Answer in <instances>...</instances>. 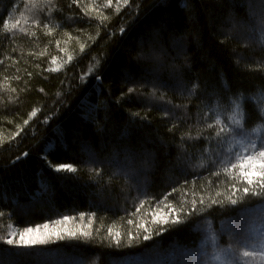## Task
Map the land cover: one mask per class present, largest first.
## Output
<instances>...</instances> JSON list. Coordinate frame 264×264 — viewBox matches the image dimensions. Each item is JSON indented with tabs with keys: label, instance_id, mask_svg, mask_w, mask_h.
<instances>
[{
	"label": "trees",
	"instance_id": "16d2710c",
	"mask_svg": "<svg viewBox=\"0 0 264 264\" xmlns=\"http://www.w3.org/2000/svg\"><path fill=\"white\" fill-rule=\"evenodd\" d=\"M69 2L51 0L53 7L46 9L44 0H0L3 216L12 214L15 201H30L33 195L42 207L26 216L14 215L13 219L22 225L83 212L91 217L90 238L82 237L73 246L86 258L105 264L110 257L138 255L156 246H196L201 240L197 227L203 220L210 219L219 228L226 218L264 204V200L253 197L230 205L227 185L231 176L224 171V164L242 152L250 140L259 143L264 137V120L251 118L252 113L264 115V45L232 36L226 39L221 34L230 27L225 22L230 15L239 19L248 16L246 3L128 0L117 12V0L107 7L103 6L106 0H82L89 15L97 18L89 25L80 19L82 8L63 7ZM234 3L238 6L233 7ZM97 5L102 7L97 9ZM101 16L102 24L98 19ZM11 31L15 35L5 39ZM154 34L171 57L164 65H181L179 73L161 70L159 77L175 85L179 76L185 90L162 88L153 96L148 85L140 89L143 96L139 99L121 98L122 91L136 87L123 82L125 74L137 79L147 74L149 67L143 69V62L137 63L136 56L147 52ZM179 36L186 38V64L183 56L172 57L175 52L171 43ZM105 60V87L101 88V81L95 80L93 73ZM17 76L19 80L14 79ZM81 76L83 80L78 79ZM193 87L194 94L188 96L187 90ZM161 95L163 100L158 99ZM13 96L19 97L15 111L11 107ZM172 105L186 108L165 116L163 109ZM34 109H38L37 115L29 118ZM137 112L139 117L134 115ZM130 119L135 121L133 125H129ZM23 120L28 124L23 125ZM17 125L23 131L13 137ZM82 144L107 160L114 156L122 160L124 148L137 153L140 162L136 178L120 174L115 164L91 171L96 166L84 163L87 153ZM23 152L29 156L16 161ZM44 157L52 163H73L77 173H55ZM217 192L222 194L223 204L211 203L221 198ZM153 214H166L170 220L178 216L180 223L159 236L153 235L151 240L141 238L133 246L115 247L116 233L126 242L128 231L135 235L138 225L151 226ZM222 239L225 242L224 236ZM24 261L18 260L20 264H26Z\"/></svg>",
	"mask_w": 264,
	"mask_h": 264
},
{
	"label": "snow or ice",
	"instance_id": "6c2138e0",
	"mask_svg": "<svg viewBox=\"0 0 264 264\" xmlns=\"http://www.w3.org/2000/svg\"><path fill=\"white\" fill-rule=\"evenodd\" d=\"M244 3H246L247 9H248V16L239 19L235 15H230L228 19V23L230 27H228L225 31H223L221 34L225 36L227 39L228 37H236L240 39H246L249 42H258L261 45H264V0H243ZM113 3V0H106V4L103 5L105 7L111 6ZM128 4V0H117L116 3V11H120V5ZM77 6L82 8L83 15L80 16V19H83L87 22V24L92 25L97 18L92 17L89 15V9L87 5H84L82 3V0H70V2L67 5H64V8L72 9L73 6ZM237 4H233V7H237ZM44 7L46 9L53 7L51 4V0H44ZM97 9L102 7L101 5L96 6ZM56 11L60 12L62 11L61 8H57ZM99 21L103 22L104 17H98ZM75 22V21H73ZM19 21H16V24H18ZM5 28L8 27V22H4ZM15 28V24L12 26ZM20 31H24L23 29H20ZM105 31L107 32V26H105ZM121 33H124V28L120 29ZM15 35L14 31H11L6 34L5 39H8L10 37H13ZM151 43L153 47L150 49V55L147 58H150L153 63L156 65V68L152 70H148L146 75L140 76L138 79L133 77L131 74H125L123 76V82L125 83H131L133 85H136V87H128L127 92H121V98L124 97H130L135 96L137 99L141 98L143 96V93L140 91L141 88L146 87L148 85H151L153 92L152 95L155 96L156 92H158L162 88H179L182 92L185 90V85L182 79L177 77V82L175 85L171 84L169 81L162 80L159 75V69L161 67H164V62L162 57L165 55L164 50L162 48H158L157 45H159V40L153 36ZM173 48L177 52V56L174 59H180L181 56H183V62L187 63V55L185 53L186 49V38L183 36L174 37L173 38ZM81 50H83V45H81ZM68 60H71L72 57L69 56L67 58ZM100 59H104L103 56L100 57ZM97 64H100V60L96 61ZM53 64L56 63L55 58H53L52 61ZM107 65V60L104 61V64L100 66V68L93 73V78L97 81H101L100 87L104 88L105 86L102 83V76L104 72V68ZM171 69L179 73L181 70V65L173 63L170 65ZM49 71H56V69H49ZM91 71V69H89ZM27 75L29 77L32 76L31 72H28ZM83 76L78 77V79L83 80ZM14 79L19 80V77H14ZM63 83V81L61 82ZM27 86L25 85V88ZM12 93L16 92V89L11 90ZM40 92H44L43 88L39 89ZM195 87L192 89L187 90V95L192 96L194 94ZM158 99L163 100V95L159 96ZM167 104H170L171 102H166ZM19 105V97L13 96L11 100V107L12 110H17ZM5 107H9V105L6 103ZM186 108V106L181 105H172L171 108L165 107L163 109V114L165 116H172L174 111L177 109ZM38 109H34L29 114V118L35 117L37 115ZM136 117H139V113L134 114ZM252 119H260L264 120V115L257 116L255 113L251 114ZM46 119V118H45ZM141 119H147V117H143ZM135 121L129 120V125H133ZM28 120H23V125H27ZM173 127H176L175 124H173ZM23 131L22 126L17 125V130L15 133L12 134L13 137L20 136L21 132ZM171 131V129H170ZM242 133L244 132V129L240 130ZM229 134H231L232 129L228 130ZM82 149L85 153H87V160L84 161V163L95 165V168L90 169L91 171H99L100 166L104 165H117L118 172L120 174L125 175L126 177H131L133 179L137 176V164L140 162V157L137 153L132 152L131 150L124 148L122 149L123 152V159L120 160L117 157H113L111 160H107L102 158L93 148H91L87 144H82ZM29 156L28 152H23L21 155L16 156V161H21L24 158H27ZM45 162L48 165V168L51 169L55 173H61V174H72L73 176L77 173V167L73 163H67V162H61V163H52V161L48 160L47 157H44ZM15 163V161H13ZM144 164H147V161H143ZM231 170H235L238 175H233ZM224 171L228 173L229 176H231V180L229 181L227 185V201L230 205H238L241 203H244L248 200H250L253 197L260 198L261 200H264V137L259 138V143H257L255 140H250L248 145L244 148V150L240 153H237L234 157V159L230 160L227 164H224ZM78 178V177H76ZM237 184H240V187H237ZM172 191H176L175 188L172 189ZM217 197H221L220 199H213L211 201L212 204H223V197L220 192H217ZM140 203H143V201H140ZM203 203V201H201ZM192 209H195V201L192 204ZM4 213L0 212V216H3ZM81 217L85 215V213L81 212L79 213ZM73 219L71 215H64L60 220H56L55 223L57 225H62L63 223ZM129 224L132 223L131 220L128 221ZM180 223L179 217H174L171 220L168 218V216L165 215H156L153 214V220L151 222L150 227H145L144 224L138 225L136 229V234L134 235L132 231H128L126 233L128 239L127 241H123L122 237L119 233H116L114 236V244L116 248H120L122 244H126V246H133L136 240H139L142 238L143 241L151 240L153 235H161L165 231H169L175 226H177ZM140 229H143V232H140ZM64 232L66 233L67 237L69 238H77L79 239L80 236H78V233L76 231H73L71 229H65ZM109 232L111 230L109 229ZM82 236L85 240H89L90 233L83 232ZM63 240L65 239V235L61 233L58 230H51L49 231V224L45 223L43 225V229L39 225H37L35 228L32 227H24L23 231L15 232L10 231L7 237L0 236V240H3V242L6 245L14 246L16 248H27L32 247L36 245H44L49 243L51 240ZM9 250L4 249V254L7 256ZM234 252L229 249L225 250V255H233ZM203 255V253H201ZM243 255L245 257H256L259 256L261 261L264 262V250H261L259 252L252 251L249 252L245 250L243 252ZM191 257V258H189ZM218 259L219 256H216ZM0 264H9V261L4 260L0 261ZM174 264H199L198 257L195 256V253L191 252H182L179 254L178 258L175 260Z\"/></svg>",
	"mask_w": 264,
	"mask_h": 264
},
{
	"label": "rangeland",
	"instance_id": "374dc122",
	"mask_svg": "<svg viewBox=\"0 0 264 264\" xmlns=\"http://www.w3.org/2000/svg\"><path fill=\"white\" fill-rule=\"evenodd\" d=\"M228 24V20L225 21ZM155 36V34H154ZM145 54H138L136 56L137 63L143 62L140 66L146 70L156 68V65L150 58V49ZM158 48L162 45L159 41ZM173 48V43H171ZM177 56L176 50H174ZM162 57L163 62L169 57V53L164 52ZM149 63L150 66L147 65ZM147 66V67H146ZM169 70L170 74L174 71L167 67H161L159 72ZM148 72V71H147ZM150 102V99L149 101ZM34 199V198H33ZM37 199H34L36 201ZM39 206V207H38ZM40 203H15L8 216H0V236L7 237L10 231L20 232L24 227L35 228L37 225L43 229L45 223L49 224V231L55 229L65 235L63 240H51L44 245H36L27 248H16L14 246L6 245L3 240H0V261L7 260L9 264H18V260L25 259L26 264H101L96 258H86L83 256L73 244L78 239L69 238L64 232L65 229H71L78 233L82 238L83 232H88L90 229V216L72 215L70 213L61 214L55 217L54 220H46L38 223L20 224L13 219L14 215L26 216L27 214L37 211L41 208ZM40 210V209H39ZM64 215H71L73 219L57 225L56 220H60ZM198 230L201 233V240L196 246L184 247L177 243H172L167 247L156 246L152 249H146L138 255H131L125 257H110L105 264H174L179 254L182 252L195 253L198 257L199 264H264L259 256L245 257L243 252L245 250L252 252H259L264 250V204L256 205L248 208L238 215L226 218L222 221L219 228H215L210 219L203 220L198 224ZM225 238V242L222 239ZM79 238V239H80ZM4 249H8L7 256L4 254ZM231 249L233 255H225V250ZM203 253V255H201ZM216 256H219L217 259ZM191 258V257H189Z\"/></svg>",
	"mask_w": 264,
	"mask_h": 264
},
{
	"label": "bare ground",
	"instance_id": "6f19581e",
	"mask_svg": "<svg viewBox=\"0 0 264 264\" xmlns=\"http://www.w3.org/2000/svg\"><path fill=\"white\" fill-rule=\"evenodd\" d=\"M33 198L35 199V196H34V195H33V197H32V200H30V201H26V202H25V201H20V202H19V201L17 200V201H15V203H31V202H36V203H37V201H34ZM20 263H21V262H18V264H20Z\"/></svg>",
	"mask_w": 264,
	"mask_h": 264
}]
</instances>
